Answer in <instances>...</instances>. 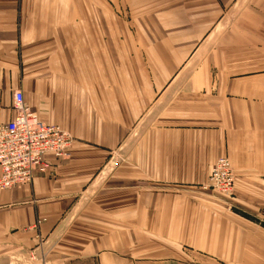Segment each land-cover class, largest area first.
Instances as JSON below:
<instances>
[{
    "label": "crops",
    "instance_id": "crops-1",
    "mask_svg": "<svg viewBox=\"0 0 264 264\" xmlns=\"http://www.w3.org/2000/svg\"><path fill=\"white\" fill-rule=\"evenodd\" d=\"M18 90L74 143L0 189V264H264V0H0Z\"/></svg>",
    "mask_w": 264,
    "mask_h": 264
},
{
    "label": "built area",
    "instance_id": "built-area-1",
    "mask_svg": "<svg viewBox=\"0 0 264 264\" xmlns=\"http://www.w3.org/2000/svg\"><path fill=\"white\" fill-rule=\"evenodd\" d=\"M14 118L0 122V189L21 188L33 183L35 176L46 175L53 161L71 157L74 138L58 125L42 121L27 105L22 91L14 92ZM236 174L230 160L222 157L212 166L207 183L201 187L212 196L224 200L233 197Z\"/></svg>",
    "mask_w": 264,
    "mask_h": 264
},
{
    "label": "rangeland",
    "instance_id": "rangeland-1",
    "mask_svg": "<svg viewBox=\"0 0 264 264\" xmlns=\"http://www.w3.org/2000/svg\"><path fill=\"white\" fill-rule=\"evenodd\" d=\"M225 203H229V200H224L222 199ZM230 202L232 203L231 199H230Z\"/></svg>",
    "mask_w": 264,
    "mask_h": 264
}]
</instances>
